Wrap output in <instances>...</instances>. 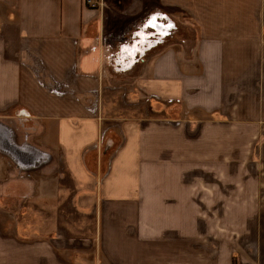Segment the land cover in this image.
<instances>
[{
    "label": "crops",
    "instance_id": "1",
    "mask_svg": "<svg viewBox=\"0 0 264 264\" xmlns=\"http://www.w3.org/2000/svg\"><path fill=\"white\" fill-rule=\"evenodd\" d=\"M103 1L185 32L116 77L101 6L0 0V264H232L194 221L264 207V0Z\"/></svg>",
    "mask_w": 264,
    "mask_h": 264
},
{
    "label": "rangeland",
    "instance_id": "2",
    "mask_svg": "<svg viewBox=\"0 0 264 264\" xmlns=\"http://www.w3.org/2000/svg\"><path fill=\"white\" fill-rule=\"evenodd\" d=\"M134 1L135 0H133V2ZM95 2L96 5L94 7L99 8L101 6L100 8H102L101 15L104 27L101 31V35L104 36V38H107L111 34L112 36H120L119 42H111L112 56L108 54V58H106V65L108 66V69L112 71L116 77L133 74L135 70L134 68H136V63H140L141 58H145L144 55L146 53V49L155 45L153 42L161 44L173 35L181 37V32H185L186 27L183 24H185L186 16L184 14L179 15L181 16L180 21L177 20L176 17L173 19L172 17L165 15L161 11L149 10L140 16V18H137L140 20H136V22H134L137 17V11H132L130 14L123 11H113L112 7L106 5L105 1L102 0L101 2L100 0H95ZM157 19L159 29L161 32L165 33H155L154 20ZM125 40H128V42H125ZM135 40L140 42V45L138 44V47L135 50L132 49V51H128L127 47L137 42ZM142 40H144V42H142ZM119 44L121 45L118 46ZM122 44L127 45V47ZM233 155L234 154L230 147H228L226 154L227 165H225V170H221L219 172L216 170H205L199 175L195 174L198 175V177L205 179L222 178L234 180L236 178V166L239 167L241 162L235 165ZM247 156L248 154H246L244 147V154L242 156L244 159L243 177L250 178L255 174L252 163L247 160ZM262 157H264V155H262ZM261 168L264 170V164H262ZM233 189V187L226 188V195L228 198L231 195V190ZM248 190H250V188ZM262 205H264V203ZM215 211L216 208L212 207L210 218H195L194 222L196 229L208 228L207 233L209 232V234L204 233V238L211 240L212 244L216 243L220 245L221 248H224V246L226 249L232 248L233 251L231 253V258L236 256L234 257L235 264H259L258 261L254 260L251 256L252 253L245 250V245L248 244L247 246H251L256 249V241L252 238V231L256 227L257 229L260 228L259 232L264 234V207L260 206L257 209V205L252 206L251 204L246 203L234 204L233 202H229L227 203L226 209L221 212L222 218H216ZM222 232L226 233V235ZM215 235H219L216 236L217 240L215 239ZM199 238H202V236H199ZM263 262L264 257H261L260 264H264Z\"/></svg>",
    "mask_w": 264,
    "mask_h": 264
},
{
    "label": "built area",
    "instance_id": "3",
    "mask_svg": "<svg viewBox=\"0 0 264 264\" xmlns=\"http://www.w3.org/2000/svg\"><path fill=\"white\" fill-rule=\"evenodd\" d=\"M87 2H88L91 6H95V5H96L95 0H87Z\"/></svg>",
    "mask_w": 264,
    "mask_h": 264
},
{
    "label": "trees",
    "instance_id": "4",
    "mask_svg": "<svg viewBox=\"0 0 264 264\" xmlns=\"http://www.w3.org/2000/svg\"><path fill=\"white\" fill-rule=\"evenodd\" d=\"M232 264H235L234 258H232Z\"/></svg>",
    "mask_w": 264,
    "mask_h": 264
}]
</instances>
